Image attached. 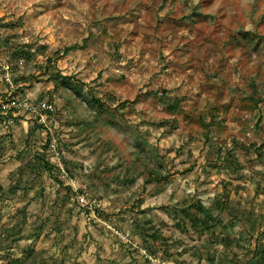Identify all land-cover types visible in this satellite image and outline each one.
I'll return each mask as SVG.
<instances>
[{
	"label": "rangeland",
	"instance_id": "rangeland-1",
	"mask_svg": "<svg viewBox=\"0 0 264 264\" xmlns=\"http://www.w3.org/2000/svg\"><path fill=\"white\" fill-rule=\"evenodd\" d=\"M0 264H264V0H0Z\"/></svg>",
	"mask_w": 264,
	"mask_h": 264
},
{
	"label": "built area",
	"instance_id": "built-area-1",
	"mask_svg": "<svg viewBox=\"0 0 264 264\" xmlns=\"http://www.w3.org/2000/svg\"><path fill=\"white\" fill-rule=\"evenodd\" d=\"M44 109H46V110H52L51 108H49L48 106L46 107V108H44Z\"/></svg>",
	"mask_w": 264,
	"mask_h": 264
}]
</instances>
